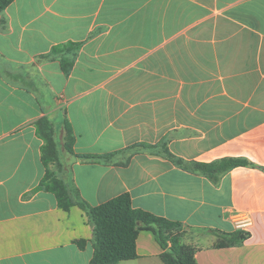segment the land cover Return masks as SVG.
I'll return each mask as SVG.
<instances>
[{"label": "crops", "instance_id": "1", "mask_svg": "<svg viewBox=\"0 0 264 264\" xmlns=\"http://www.w3.org/2000/svg\"><path fill=\"white\" fill-rule=\"evenodd\" d=\"M41 116L61 163L48 168L74 197L127 192L180 224L197 264H264V0H12L0 12V264H89L85 212L37 189ZM64 120L75 154L112 155L68 153ZM223 157L246 163L212 180L175 161ZM235 212L251 217L247 236L216 246ZM136 252L117 264H164L150 229Z\"/></svg>", "mask_w": 264, "mask_h": 264}, {"label": "trees", "instance_id": "2", "mask_svg": "<svg viewBox=\"0 0 264 264\" xmlns=\"http://www.w3.org/2000/svg\"><path fill=\"white\" fill-rule=\"evenodd\" d=\"M12 0H0V12L11 3ZM59 47H53L55 52ZM72 65L70 59H61V68L68 72ZM63 147L64 149L82 161H101L112 154H75L73 151L74 135L69 123H63ZM37 135L42 139L41 162L45 167V173L37 189L52 192L56 198L57 206L68 210L72 205H78L86 214L92 225L93 253L89 264H117L121 260L137 257L136 240L140 229H150L156 241L162 248L159 257L164 264H197L194 258V248L182 242L181 226L178 222L150 213L132 206L129 193L123 192L111 199L90 205L81 199L75 189L74 195L62 178L49 169L51 163L61 166L59 153L55 140V130L52 121L47 116H41L35 122ZM175 161L191 171L202 172L212 180L217 178L229 168L245 164L246 161L238 158L223 157L211 162H187L182 159ZM247 233L236 230L223 237L216 246H225L241 242ZM74 242L83 247L84 239H76Z\"/></svg>", "mask_w": 264, "mask_h": 264}, {"label": "built area", "instance_id": "3", "mask_svg": "<svg viewBox=\"0 0 264 264\" xmlns=\"http://www.w3.org/2000/svg\"><path fill=\"white\" fill-rule=\"evenodd\" d=\"M231 220L236 229L246 232L252 224L251 217L245 212H235L231 216Z\"/></svg>", "mask_w": 264, "mask_h": 264}, {"label": "rangeland", "instance_id": "4", "mask_svg": "<svg viewBox=\"0 0 264 264\" xmlns=\"http://www.w3.org/2000/svg\"><path fill=\"white\" fill-rule=\"evenodd\" d=\"M54 122H55V124H57V123H56V122H57L56 120H55Z\"/></svg>", "mask_w": 264, "mask_h": 264}]
</instances>
